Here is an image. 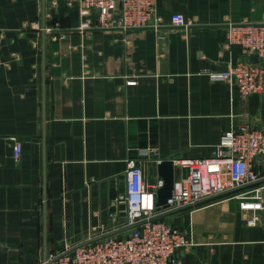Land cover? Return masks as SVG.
Wrapping results in <instances>:
<instances>
[{
	"label": "crops",
	"instance_id": "1",
	"mask_svg": "<svg viewBox=\"0 0 264 264\" xmlns=\"http://www.w3.org/2000/svg\"><path fill=\"white\" fill-rule=\"evenodd\" d=\"M154 6L156 25L106 30L81 28L76 0H0V264L125 231L111 213L130 160L155 182V160L207 156L236 124L264 125V91L242 97L210 77L241 56L229 26L264 21V0ZM232 193L164 217L192 241L169 264H264L263 224L248 225Z\"/></svg>",
	"mask_w": 264,
	"mask_h": 264
},
{
	"label": "built area",
	"instance_id": "2",
	"mask_svg": "<svg viewBox=\"0 0 264 264\" xmlns=\"http://www.w3.org/2000/svg\"><path fill=\"white\" fill-rule=\"evenodd\" d=\"M76 2L82 17L80 27L84 29L125 30L156 25L154 0ZM170 19L172 25L186 30L193 25L181 12L172 13ZM226 42L240 45L241 56L227 72H210V77L229 80L242 97L263 92L264 67L252 57H264V21L231 24ZM10 140L12 155L17 160L21 141L16 136ZM174 163L181 172L174 180L166 209L156 207V190L162 180L150 183L144 178L141 160H130L124 190L112 200L111 213L114 219L116 213L124 212L125 231L89 233L82 241L48 252L40 263L169 264L172 256L188 248L192 241L162 214L233 190H238L232 194L239 198V208L252 212L247 224L255 225L261 220L264 228V125L240 122L221 134L209 155L178 158Z\"/></svg>",
	"mask_w": 264,
	"mask_h": 264
},
{
	"label": "water",
	"instance_id": "3",
	"mask_svg": "<svg viewBox=\"0 0 264 264\" xmlns=\"http://www.w3.org/2000/svg\"><path fill=\"white\" fill-rule=\"evenodd\" d=\"M155 162H156L155 166H150L149 171L150 173H152L153 169L155 168L158 177L162 180V184L156 190V207L158 210L166 209L168 207V199L171 197L173 183L175 180L174 160L171 158H162V159H159V161L155 160ZM236 191L238 190H233L231 192L219 194V195L204 199L202 201H199L197 203H194L192 205L185 206L180 209L167 211L162 214V217L190 210L194 207L208 203L217 198L227 196L231 194L232 192H236Z\"/></svg>",
	"mask_w": 264,
	"mask_h": 264
}]
</instances>
